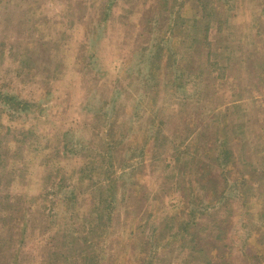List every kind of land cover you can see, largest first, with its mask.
<instances>
[{
  "label": "rangeland",
  "instance_id": "obj_1",
  "mask_svg": "<svg viewBox=\"0 0 264 264\" xmlns=\"http://www.w3.org/2000/svg\"><path fill=\"white\" fill-rule=\"evenodd\" d=\"M262 255L264 0H0V264Z\"/></svg>",
  "mask_w": 264,
  "mask_h": 264
},
{
  "label": "trees",
  "instance_id": "obj_2",
  "mask_svg": "<svg viewBox=\"0 0 264 264\" xmlns=\"http://www.w3.org/2000/svg\"><path fill=\"white\" fill-rule=\"evenodd\" d=\"M15 104L16 105H22L24 107V109H25V108H27L29 106H32L34 104V101H30V100H26V99H22V100L20 99L19 101H16ZM262 257H263V255L259 257V262L261 264L264 263V261H261Z\"/></svg>",
  "mask_w": 264,
  "mask_h": 264
}]
</instances>
